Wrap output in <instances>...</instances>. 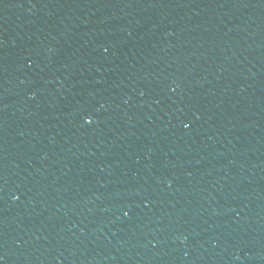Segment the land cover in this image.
Wrapping results in <instances>:
<instances>
[{
    "label": "water",
    "instance_id": "obj_1",
    "mask_svg": "<svg viewBox=\"0 0 264 264\" xmlns=\"http://www.w3.org/2000/svg\"><path fill=\"white\" fill-rule=\"evenodd\" d=\"M0 258L264 264V0H0Z\"/></svg>",
    "mask_w": 264,
    "mask_h": 264
},
{
    "label": "snow or ice",
    "instance_id": "obj_2",
    "mask_svg": "<svg viewBox=\"0 0 264 264\" xmlns=\"http://www.w3.org/2000/svg\"><path fill=\"white\" fill-rule=\"evenodd\" d=\"M85 123H92V120H91V118H88V117H85ZM125 215H127V213H125ZM0 259H2V258H0Z\"/></svg>",
    "mask_w": 264,
    "mask_h": 264
}]
</instances>
